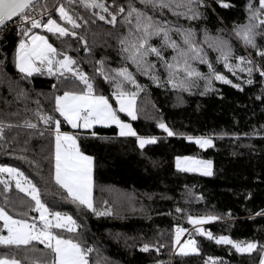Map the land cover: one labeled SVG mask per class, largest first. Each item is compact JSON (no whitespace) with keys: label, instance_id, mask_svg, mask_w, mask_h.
I'll list each match as a JSON object with an SVG mask.
<instances>
[{"label":"trees","instance_id":"1","mask_svg":"<svg viewBox=\"0 0 264 264\" xmlns=\"http://www.w3.org/2000/svg\"><path fill=\"white\" fill-rule=\"evenodd\" d=\"M104 2L111 9L114 0ZM129 2L115 0L117 6H127ZM132 2L136 7L144 8L140 0ZM228 2L233 6L222 8L216 0H207L208 8L201 9L203 15L198 20L177 17L168 11L163 13V18L170 24L195 29L216 70L234 84H240L242 90L215 80L212 90L207 92L203 80H198L190 92L157 87L147 76L136 72L135 66L122 59L117 37L126 29L121 25L120 17L113 26L92 15L100 9H85L80 0H74L70 8L82 17L77 21L81 27L76 31L87 40L90 53L83 50L76 37L57 38L47 30H34L44 34L58 50L74 57L84 72L95 76L97 91L105 96L111 97L112 87L95 73V61L101 59L106 69L129 67L137 81L145 86L137 97L138 118L133 121L126 114L118 113L140 135L157 137L156 143L146 145L144 149L138 147L135 137L119 136L114 125H94L91 129H71L66 123L61 125V131L78 134L81 150L94 158V205L100 210L111 207L112 214L108 216L98 217L64 198V190L52 179L54 137L47 131L39 134L46 127L42 123L35 130L23 126L26 120L37 122V102L44 112L52 114L53 95H62L72 85L66 87L55 77L39 74L28 80L22 79L13 64L14 48L19 39L16 30L11 24L6 30H0V121L12 125L4 129V139H0V165L19 168L37 185L50 208L76 219V233L55 231L91 247L89 264H205L206 261L212 264L209 257L218 258L217 264H259L260 253H238L231 245L217 244L195 230L200 227L214 236L226 235L237 241L264 244V215L259 214L264 211V78L256 72L251 77L253 83H245L249 78L247 73L238 72L233 76L222 63H215L217 53L203 44L204 30H207L209 37H228L236 55L251 54L257 63H264L254 49H246L234 36L229 37L234 26L248 22L246 5L249 0ZM60 3L68 5L69 0L38 1L52 18L63 23L54 11ZM148 12L161 17L159 11L153 12L149 8ZM47 18L45 15V22ZM171 36L180 42L177 33L172 32ZM152 42L159 45L160 38L154 37ZM257 43L264 47V38L258 36ZM165 54L171 56V49ZM194 65L207 73L206 65L198 61ZM159 71L163 76V69ZM53 84H57L56 90ZM21 89L27 93L26 97H18ZM110 103L116 107L114 98H110ZM55 115L63 121L58 113ZM161 120L177 135L168 136L158 128L157 123ZM187 136H206L213 144L201 148ZM181 156L212 161L213 174L206 176L177 169L176 158ZM0 180L5 181L3 174H0ZM9 183L7 193L0 183V207L15 218H25L21 215L24 212L28 213L27 219L38 216L27 207L30 197L15 187L14 180ZM5 196L10 202H5ZM177 208L182 211L178 212ZM190 215H215L220 219L193 225L188 221ZM177 226L190 229V238L196 240L200 249L198 253H179L173 245ZM6 234L3 221H0V235ZM146 242L156 245L159 251L155 248L141 251ZM36 243L45 248L38 241L19 247L0 245V256L14 257L21 264H39L49 257V250L45 248L42 254L29 250Z\"/></svg>","mask_w":264,"mask_h":264},{"label":"snow or ice","instance_id":"2","mask_svg":"<svg viewBox=\"0 0 264 264\" xmlns=\"http://www.w3.org/2000/svg\"><path fill=\"white\" fill-rule=\"evenodd\" d=\"M72 3L74 0H69L68 5L60 3L54 8L58 13L59 21H63L59 23L57 19L52 18L44 5H38V0H0V29L6 30L11 24L16 30L19 39L14 48L13 64L22 79L28 80L34 74H39L55 77L59 84L66 87L72 85L68 90H64L62 95H53L52 114L44 112L37 102L35 113L37 122L26 120L23 126L35 130L42 123L46 127L39 134L43 135L44 131H47L54 137L52 179L60 189L64 190L66 194L64 198L90 210L98 217L108 216L112 214L111 207L100 210L94 205V158L81 150L78 134L61 131L62 123L70 125L73 129H91L94 125H115L119 130V136L135 137L140 149L156 143L157 137L140 135L131 123L118 115L124 113L131 120H136L139 112L137 97L145 90V86L137 81L136 75L129 70V67L106 69L103 59L95 61V73L102 76L103 80L112 87L111 97L105 96L97 91L95 76L84 72L74 57L68 55L66 51L58 50L46 36L34 31L43 28L48 33L57 35V38L76 37L83 45V50L90 53L87 40L76 31L81 27L77 21L82 17H78L74 9L70 8ZM140 3L144 8L136 7L132 0L127 6L122 4L117 6L114 0L110 9L104 0H80V4L85 9H100L99 12L94 11L92 15L113 26L117 23V17H120V23L126 29L125 33L117 37L122 59L126 64L135 66L136 72L147 76L157 87L190 92L198 80H203L207 92L212 90L215 80L242 90L240 84H234L226 75L216 70L214 62L209 59L202 42L198 40L195 29L191 27L185 29L178 24H170L163 18V13L168 11L177 17L198 20L203 15L201 9L208 8L207 0H140ZM216 3L222 8L233 6L228 0H216ZM149 8L153 12L159 11L161 17L149 15ZM246 9L248 22L234 26L229 37L234 36L246 49L249 47L254 49L256 56L264 61V47L257 43L258 36L264 38V0H249ZM44 15L48 16L46 22L42 19ZM172 32L181 37L180 42L172 38ZM154 37L160 38L159 45L152 42ZM203 44L217 53L215 63H222L223 68L233 76H237L238 72L247 73L249 78L244 81L245 83L252 84L251 77L256 72L264 78V63H257L251 54L236 55L228 37L219 35L209 37L207 30H204ZM167 49H171V56L165 54ZM6 60L5 55L4 61ZM233 60L235 63L232 62ZM197 61L207 66V73L200 71L194 65ZM160 69H163V76L160 74ZM52 87L56 90L57 84H53ZM203 94L205 93H201ZM17 95L26 97L27 93L21 89ZM110 98H114L116 107L110 103ZM257 99L262 98L257 97ZM56 113L63 118V121L57 118ZM6 127L11 128L12 125L0 121V139H4ZM157 127L168 136L177 135L162 120L157 123ZM92 135L95 136L96 133L93 132ZM187 139L194 140L201 148L213 144V140L206 136H187ZM20 158L26 159V157ZM176 167L181 171L201 172L206 176L213 174L212 161L199 160L195 157H177ZM4 173L8 175L9 180L15 181V187L19 191L30 197L27 207L39 215L32 217L31 221L26 218L27 212L21 214L25 218H15L4 207H0V221H3V229L7 230V235H0V245L19 247L38 241L49 250V257L39 264H89L91 247H85L79 240L66 238L62 232L55 231L66 230L68 233H76L78 228L76 219L66 212L50 208L42 199L37 185L19 168L0 166V174ZM0 183L4 185V192L7 193L10 188L9 181L0 180ZM5 202H10L7 196ZM104 203L107 205V201ZM177 211L182 210L177 208ZM259 214L264 215V211ZM218 219L220 217L215 215L188 216L189 223L193 225H202L207 221ZM195 230L217 244L231 245L238 253L258 252L259 264H264V244L258 241H237L226 235L214 236L212 232H206L200 227ZM186 231L179 226L175 228L173 245L178 246L181 254L198 253L200 249L195 239L180 242L181 235ZM152 248L159 251L156 245L148 242L142 244L141 251L148 252ZM217 259L209 257L212 264H217ZM0 264H21V261L14 257L0 256ZM205 264L208 262L206 261Z\"/></svg>","mask_w":264,"mask_h":264},{"label":"rangeland","instance_id":"3","mask_svg":"<svg viewBox=\"0 0 264 264\" xmlns=\"http://www.w3.org/2000/svg\"><path fill=\"white\" fill-rule=\"evenodd\" d=\"M42 30H45V29H42ZM38 34H40V35H44V34H41V33H39V32H37ZM45 36V35H44ZM52 99H53V97H52ZM126 121V120H125ZM126 122H128V121H126ZM130 123V122H129ZM70 128H71V126L70 125H68ZM107 126H109V125H107ZM115 126V125H114ZM71 129H73V128H71ZM118 132H119V130H118ZM70 133H72V132H70ZM181 157H186V156H181ZM196 159H198V158H196ZM199 160H203V159H199ZM205 161H207V160H205ZM0 166H4V165H0ZM9 167H12V166H9ZM14 168H16V167H14ZM198 173H201V172H198ZM3 179L5 180V181H9V177H8V175L6 174V173H4L3 174ZM93 180H94V175H93ZM30 221H31V219H29ZM37 223H39L38 221H37ZM7 235V234H6ZM183 239H185V240H187V239H191V238H180V242L181 243H183ZM177 248H178V246H176ZM29 250H31L32 252L33 251H37V252H40L41 254L43 253V252H45L46 251V249L45 248H42L41 246H38L37 245V243L35 244V245H32L31 246V248L29 249ZM30 257V256H29Z\"/></svg>","mask_w":264,"mask_h":264},{"label":"built area","instance_id":"4","mask_svg":"<svg viewBox=\"0 0 264 264\" xmlns=\"http://www.w3.org/2000/svg\"><path fill=\"white\" fill-rule=\"evenodd\" d=\"M45 16V15H44ZM44 16L42 17V19L44 20ZM39 29H43V28H39ZM46 30V29H45ZM183 238H190V229L187 230L183 235H182Z\"/></svg>","mask_w":264,"mask_h":264},{"label":"water","instance_id":"5","mask_svg":"<svg viewBox=\"0 0 264 264\" xmlns=\"http://www.w3.org/2000/svg\"><path fill=\"white\" fill-rule=\"evenodd\" d=\"M39 1V0H38ZM1 30V29H0Z\"/></svg>","mask_w":264,"mask_h":264}]
</instances>
